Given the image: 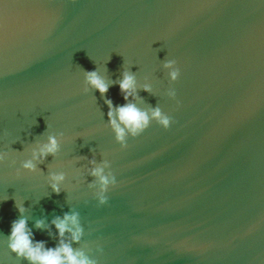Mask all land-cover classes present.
<instances>
[{"label": "water", "instance_id": "1", "mask_svg": "<svg viewBox=\"0 0 264 264\" xmlns=\"http://www.w3.org/2000/svg\"><path fill=\"white\" fill-rule=\"evenodd\" d=\"M125 73L127 102L173 121L126 148L108 116ZM0 155V264H29L14 221L55 248L66 214L84 235L63 242L97 264H264V0H0ZM96 168L117 181L105 205Z\"/></svg>", "mask_w": 264, "mask_h": 264}, {"label": "clouds", "instance_id": "2", "mask_svg": "<svg viewBox=\"0 0 264 264\" xmlns=\"http://www.w3.org/2000/svg\"><path fill=\"white\" fill-rule=\"evenodd\" d=\"M75 2V0H73ZM165 67L170 70L169 76L172 82L179 79L180 72L176 67L175 61H169ZM86 82L92 88H95L104 96L109 91V86L105 80L96 71L86 74ZM120 92L125 100L123 106H114L111 101L109 105V120L111 127L116 135V141L122 147H127V139L129 136L136 138L148 129L152 121H156L164 129H169L172 120L164 114L160 108L154 109L151 114L142 111L135 104L127 101L136 91V80L134 75L125 73L122 81L119 83ZM144 91L151 92V88L145 86ZM169 96L175 99L176 93L170 90ZM58 151V142L55 137H50L49 143L45 145L40 154L44 157L47 155H55ZM35 155V154H34ZM4 157L0 155V161ZM108 165L106 164L105 167ZM25 169L35 171V166L31 161L24 163ZM92 175L98 178L100 183V191L98 193V201L100 205L108 203L107 193L110 188L117 184L114 175H105L103 168H96ZM53 179L57 184L53 185V191L59 195L60 189L57 186L59 182L64 180L63 175L54 176ZM23 212V208L20 209ZM55 228L61 238V243L55 248H48L43 242L33 243V236L27 227V221L20 219L14 221L11 228V235L8 240V248L16 255L18 259L27 260L29 264H97V261L91 258L82 250H76L69 243L63 242V237L70 233L73 243L79 244L84 235V229L79 223V215H65L63 219L57 218L53 221ZM43 222L37 223V228H42Z\"/></svg>", "mask_w": 264, "mask_h": 264}]
</instances>
